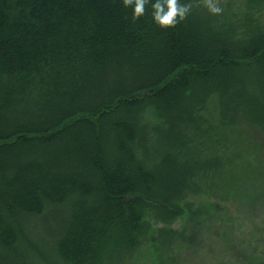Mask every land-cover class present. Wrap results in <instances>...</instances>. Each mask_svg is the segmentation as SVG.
Wrapping results in <instances>:
<instances>
[{"label": "trees", "instance_id": "obj_1", "mask_svg": "<svg viewBox=\"0 0 264 264\" xmlns=\"http://www.w3.org/2000/svg\"><path fill=\"white\" fill-rule=\"evenodd\" d=\"M155 2L0 0V264H122L264 181V0Z\"/></svg>", "mask_w": 264, "mask_h": 264}, {"label": "rangeland", "instance_id": "obj_2", "mask_svg": "<svg viewBox=\"0 0 264 264\" xmlns=\"http://www.w3.org/2000/svg\"><path fill=\"white\" fill-rule=\"evenodd\" d=\"M243 137L264 149L260 133ZM252 187L263 193L253 207L245 199L254 192L229 202L189 197L183 216L169 227L152 220L141 246L122 264H258L264 260V181Z\"/></svg>", "mask_w": 264, "mask_h": 264}, {"label": "clouds", "instance_id": "obj_3", "mask_svg": "<svg viewBox=\"0 0 264 264\" xmlns=\"http://www.w3.org/2000/svg\"><path fill=\"white\" fill-rule=\"evenodd\" d=\"M123 2L126 7L132 8V18L135 20L144 14L145 3L148 0H123ZM204 5L213 14H219L222 11L214 0H204ZM191 7V4L180 3L179 0H156L152 4V17L160 27H172L186 17Z\"/></svg>", "mask_w": 264, "mask_h": 264}]
</instances>
